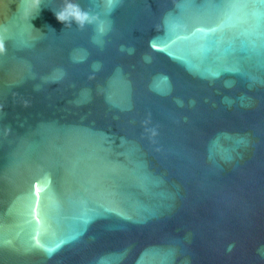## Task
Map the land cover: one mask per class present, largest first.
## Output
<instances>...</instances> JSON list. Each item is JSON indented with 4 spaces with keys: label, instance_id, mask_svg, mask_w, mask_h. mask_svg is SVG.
<instances>
[{
    "label": "water",
    "instance_id": "water-1",
    "mask_svg": "<svg viewBox=\"0 0 264 264\" xmlns=\"http://www.w3.org/2000/svg\"><path fill=\"white\" fill-rule=\"evenodd\" d=\"M0 44V264H264V0H0Z\"/></svg>",
    "mask_w": 264,
    "mask_h": 264
},
{
    "label": "clouds",
    "instance_id": "clouds-1",
    "mask_svg": "<svg viewBox=\"0 0 264 264\" xmlns=\"http://www.w3.org/2000/svg\"><path fill=\"white\" fill-rule=\"evenodd\" d=\"M69 2H72V0H69ZM81 11H83V9ZM56 15H57V17H58L59 20L64 21V22H66L68 24L72 22L73 18L77 21V23H80V21L78 20V18L75 17V16H65L63 14V10H61L60 12H56ZM2 48H3V45L0 44V50H2Z\"/></svg>",
    "mask_w": 264,
    "mask_h": 264
},
{
    "label": "snow or ice",
    "instance_id": "snow-or-ice-1",
    "mask_svg": "<svg viewBox=\"0 0 264 264\" xmlns=\"http://www.w3.org/2000/svg\"><path fill=\"white\" fill-rule=\"evenodd\" d=\"M231 6L235 7V6H238V5L234 3V4H232Z\"/></svg>",
    "mask_w": 264,
    "mask_h": 264
}]
</instances>
